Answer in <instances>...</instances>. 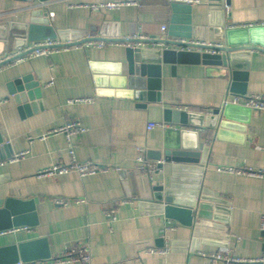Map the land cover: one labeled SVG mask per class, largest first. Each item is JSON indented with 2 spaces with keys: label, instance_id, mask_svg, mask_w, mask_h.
<instances>
[{
  "label": "crops",
  "instance_id": "0c3cea01",
  "mask_svg": "<svg viewBox=\"0 0 264 264\" xmlns=\"http://www.w3.org/2000/svg\"><path fill=\"white\" fill-rule=\"evenodd\" d=\"M115 1L121 0H0V58L25 47H19L22 40L26 45L44 40L48 27L34 18L45 15L56 32L78 30L82 38L98 37L102 30L108 38L131 36L132 31L172 37L168 29L161 32V24L169 25L165 15L142 9L140 3L115 9L90 6ZM168 1L182 5L181 15L191 16L194 33L189 40L222 44L226 29L264 26V0H230L229 13L224 12V0ZM37 9L44 16L34 14ZM8 31L16 37L3 41ZM57 39L63 40L59 33ZM68 40L76 39L63 41ZM125 49L121 42L104 47L81 43L0 67V207L8 198L32 201L37 220L33 226L0 234V246L46 238L51 250L46 260L51 264H80L55 263L54 258L82 243L90 247L92 264H206L210 257L203 253L218 252L245 261L211 264H264L251 261L264 258V175L216 169L248 166L264 172V111L233 108L239 120L225 128L189 127L193 132L184 136L186 148L201 142L208 148L201 164L154 158L150 150L164 149L167 128H183L165 122L166 108L201 113L222 108L227 97L243 94L231 90L223 66L203 62L177 63L174 69L163 63L159 89L145 87L140 76L134 78L144 87H132ZM245 62L249 64L245 95L264 94V51H249ZM28 75L38 85L26 89L28 100L18 103L9 85ZM77 98L91 100L69 102ZM72 120L86 128L72 136L77 158L106 165L107 170L85 176L77 172L38 176L42 169L70 161L66 134L48 132ZM152 121L158 125L149 129ZM176 137L171 139L175 142ZM140 148L149 160H164L152 177L138 170ZM24 151L26 156L13 160ZM196 165L203 170L189 168ZM149 180L179 192L193 191L200 184L202 201L212 207L204 209V223L195 227L167 219L151 200L153 192H147ZM114 205L117 218L111 221L106 210ZM167 224L171 228L164 231Z\"/></svg>",
  "mask_w": 264,
  "mask_h": 264
},
{
  "label": "water",
  "instance_id": "95a60500",
  "mask_svg": "<svg viewBox=\"0 0 264 264\" xmlns=\"http://www.w3.org/2000/svg\"><path fill=\"white\" fill-rule=\"evenodd\" d=\"M23 2H32L33 0H18ZM45 1V0H39ZM219 1V0H213ZM230 0H224L229 3ZM142 9H150L155 12H162L165 15V20L169 23L168 31L170 36L167 37H140L132 31V35L128 39L122 38L119 34L116 38L106 37V33L102 30L98 37L92 38L86 36L81 37V32L78 30H59L56 32L52 26H49V18L45 15L42 9L34 10V14H40L44 17L34 18L36 22L43 23L48 27L49 33L46 38H57L59 36L63 40L69 38L76 39L73 44H81L92 40H111L116 42L126 43V58L129 63V84L133 87L138 85L143 86L141 80H135L136 77H142L147 84L145 87H155L159 89V78L161 76V67L163 63L172 64L173 69L177 63H199L203 62L208 65L223 66L226 75L230 78L231 90L245 95L247 93V80L249 64L245 62L249 56V51L261 50L264 51V26H255L250 28H229L223 34V43L217 45L194 46L201 48L199 50L181 49L187 44L180 41L181 38H191L194 33L191 16L181 15L179 9L181 4L168 0H141ZM10 24L5 23V26ZM227 24L225 23V26ZM13 26V25H12ZM9 35L15 38L12 31H8L4 35L8 41ZM22 37H25L22 35ZM13 38V39H14ZM26 40H22L19 47L26 46ZM7 48L11 51L10 46ZM208 50H215L210 52ZM5 50L4 53H6ZM13 59V58H12ZM11 59L0 62V67ZM135 77V78H134ZM154 77V78H152ZM146 79V80H145ZM38 82H33L31 76H23L16 79L9 85L10 93L18 103L26 102L29 98L26 89L34 88ZM144 87V86H143ZM159 100H161L159 98ZM244 108L251 111L249 107L229 104L222 108H216L212 114L198 113L194 111L178 110L174 108L165 109V122L179 125L183 128L171 127L167 128L168 141L164 145V149L150 150L154 158L164 159L167 161L186 162L191 164H201L207 152V147L204 142L199 143L196 147L186 148L184 136L193 132L189 127L211 126L225 128L230 125L231 121H238L235 117V109ZM198 134V132H195ZM173 134H178L175 142L171 139ZM196 156L197 158H194ZM195 171L203 170L202 166L189 167ZM198 183V180H197ZM200 183V182H199ZM147 192H153L151 200L158 203V207L163 209L167 219L177 220L178 222L190 225L199 226L204 222L206 212L205 208H212L210 203L202 201L203 193L201 185L196 184L195 190L190 192H179L175 189L165 190L163 185L153 184L152 180L147 181ZM151 194V193H150ZM34 205L32 201H21L14 198H8L4 205L0 207V234H3L15 227L24 225H35V213H32ZM216 210L221 208L215 207ZM200 220L197 222V219ZM51 250L46 238H37L20 243H11L0 246V264H14L19 260L31 261L39 259H49Z\"/></svg>",
  "mask_w": 264,
  "mask_h": 264
},
{
  "label": "built area",
  "instance_id": "2783aa9c",
  "mask_svg": "<svg viewBox=\"0 0 264 264\" xmlns=\"http://www.w3.org/2000/svg\"><path fill=\"white\" fill-rule=\"evenodd\" d=\"M141 0H121V1H115V2H109V3H100V4H91L90 6L94 9H99V8H109V9H115V8H120L125 5H138ZM187 2H199V0H185ZM223 9L225 13L230 12V4L224 2L223 3ZM234 27V26H232ZM238 27H246L244 26H238ZM168 25L167 23L161 24V32L165 34L167 32ZM142 38H146L148 36H142L139 35ZM126 39L129 38V36L124 37ZM73 41L75 40H68V41H63L59 40L57 38H46L41 41L34 42L30 45H26L22 49L20 48L16 52H10L4 55L2 58H0V62L4 60L11 59L9 62H7L4 65H13L16 64L20 61L30 59L36 56H41V55H46L49 56L55 52H59L60 50H66L71 48L72 46H79L81 44H73ZM181 42L187 44V46H182L181 49H186V50H202L201 48H194V46H204V45H217L216 43H208L206 41H200V40H189L186 38H181ZM114 43H119L116 41H111V40H99V41H88L83 43V45L86 46H97V47H104L105 45L108 44H114ZM123 43V42H121ZM126 44V43H123ZM210 52H216L215 50H208ZM13 58V59H12ZM2 65V66H4ZM1 66V67H2ZM91 100L90 98H77L75 100H70L69 102H78V101H89ZM3 101H0L2 103ZM229 104L233 105H240L244 107H249L252 110H258V111H264V94H250V95H234L232 97H227V99L224 101L223 107ZM201 113H211L213 110L211 109H206V110H199ZM158 125V122H149L148 128H154L155 126ZM86 131V128L81 125L80 122L78 121H68L66 124H63L61 126H57L51 130H49L48 134H57V133H65L67 140H68V150L70 154V161L66 164H57L49 168L42 169L38 172V176H47V175H53V174H64V173H69V172H77L81 176H85L87 174H96L102 171L107 170L108 166L99 164L97 162H93L91 160H86V161H81L77 158L76 153H75V146L74 142L72 139L73 134L78 133V132H84ZM207 143H209L207 141ZM27 151L20 152L18 154H15L13 157V160H18L20 158H23L26 156ZM164 160H157V161H152L149 160L146 157V152L143 149L138 150V156H137V163H138V170L149 177H152L153 173L157 170L161 169V166L163 164ZM216 169L218 171L222 172H231V173H247V174H260L264 175V172H256L252 168L248 166H228V165H223V166H217ZM76 202L83 201V199H77L75 200ZM57 202L66 204L69 201L68 200H63V199H58ZM106 215L107 217L111 220L114 221L117 218V207L114 205L106 210ZM171 228L170 225H165L164 231L167 229ZM261 228L264 230V214L261 218ZM155 251V250H153ZM203 256L205 257H210V262H207L206 264H211L212 262H216L218 260H224L228 263L231 262H242L245 261L241 258L233 257V256H228L224 254L223 252H218V253H213V254H206L203 253ZM79 261L80 264H92V257H91V252H90V247L88 244L82 243V244H76L73 248L68 250L65 254L62 256H57L54 258L55 263H63L66 261ZM251 261H259L264 263V258H258V259H253ZM14 264H51L49 260L46 259H39V260H31V261H22L19 260L18 262Z\"/></svg>",
  "mask_w": 264,
  "mask_h": 264
}]
</instances>
